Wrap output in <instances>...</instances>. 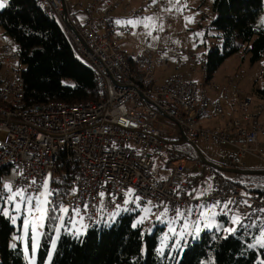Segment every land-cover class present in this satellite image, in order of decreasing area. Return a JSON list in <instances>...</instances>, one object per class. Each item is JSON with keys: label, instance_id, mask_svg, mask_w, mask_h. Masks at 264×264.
Segmentation results:
<instances>
[{"label": "built area", "instance_id": "built-area-1", "mask_svg": "<svg viewBox=\"0 0 264 264\" xmlns=\"http://www.w3.org/2000/svg\"><path fill=\"white\" fill-rule=\"evenodd\" d=\"M36 2L60 25L75 57L93 70L98 95L95 100L77 104H29L20 52L10 42L0 43V185L11 183L14 189L25 188L35 196L60 169L76 165L69 192L60 194L50 185L54 194L49 197V205L69 207L68 216L72 215L71 208L78 206L88 228L101 219L110 220L113 213L134 203L154 212L148 227L164 208L172 221L177 207H191L196 212L198 206L228 201H232L229 209L242 214L243 224L251 225L239 226V230L246 233L264 223V196L244 193L223 172L200 161L196 167L206 171L213 182L210 192L198 195L194 169L187 159H175L179 153L174 146L187 138L197 148L231 147L236 153L230 157V169L244 170L247 157L264 164V119L250 110L256 95L243 97L240 90H235L231 98L238 117L226 125H204L201 120L212 118L211 108L216 115L224 114L221 100L212 99L206 89L209 81L204 71L201 84L181 75L161 84L157 80V72L170 68L172 58L177 62L185 59L189 70L195 71V54L174 42L164 48L137 43L138 47L135 45L128 54L123 35L128 40L134 33L133 26L116 21L138 12L126 8L125 0ZM153 4V11L159 14L162 2ZM121 5L124 15L118 11ZM168 34H159L158 42L161 44ZM240 78L236 74L228 81L233 84ZM257 96V111L261 112L264 96ZM157 156L171 168L163 180L153 169ZM129 190L132 198L125 203Z\"/></svg>", "mask_w": 264, "mask_h": 264}, {"label": "trees", "instance_id": "trees-1", "mask_svg": "<svg viewBox=\"0 0 264 264\" xmlns=\"http://www.w3.org/2000/svg\"><path fill=\"white\" fill-rule=\"evenodd\" d=\"M212 11L214 19L207 29L214 30L216 34L212 38L218 44L221 41V45L214 44L202 58V70L207 74L208 81L214 78L227 59L241 51L250 56L252 64L264 56V28L257 26L264 11V0H214ZM0 27L20 52L29 104L52 101L77 104L97 98L93 71L75 57L60 25L44 13L35 0H8L5 8L0 10ZM258 93L264 96V89H258ZM174 146L179 153L175 159L198 162L192 147L187 144ZM75 172L76 165H67L60 169L50 185L56 187L60 194L69 192ZM236 177L231 180L240 185L245 193L264 196V187L254 184L256 178H264V175ZM251 183L255 185L254 188L250 186ZM130 209L122 210L115 221H112V217L110 220L101 219L83 237L78 238L60 230L57 238L58 220L52 219L51 206L36 251V264H49V255L50 264L264 262V248L257 244V229L245 233L238 228L235 234L226 238L218 233L204 232L197 239H191L184 250L167 245L161 254L159 249L164 227L150 232L157 221L144 228L136 224L138 213ZM56 215H60L58 210ZM22 230L21 220L18 224H12L9 218L0 215V264H28ZM53 242L56 245L54 251L51 249ZM13 244L15 248L11 246Z\"/></svg>", "mask_w": 264, "mask_h": 264}, {"label": "rangeland", "instance_id": "rangeland-1", "mask_svg": "<svg viewBox=\"0 0 264 264\" xmlns=\"http://www.w3.org/2000/svg\"><path fill=\"white\" fill-rule=\"evenodd\" d=\"M76 1L77 0H68V3L74 4L76 3ZM156 1L158 0H125V3L123 5L126 8L131 9L134 12H138V14L133 16L132 18H125L123 21L132 20V19L144 20L145 18L152 17L155 24L153 26L152 22H149V27L147 28L144 27L143 24L136 25L135 27H133L134 29L133 35L130 36L128 40H127V37L123 35L124 39L127 42L123 46L124 49L126 50L128 54H131L133 52L135 45H137V43L143 44L146 46L148 45L149 47H153V48H164L168 44L174 42L178 46L195 54L196 63L192 67L195 71L191 72V75H192L191 79H193V81H197L198 83H201L202 82V71H203L202 70V58L207 53V51L213 47L214 44H217L218 46L221 45V41H219V44H218L217 41L212 38V36L216 34L214 30L207 29L208 27H210V24L212 20L214 19V14L212 11L214 0H205L203 2L202 0H159L162 2L161 12L159 14L153 11V7H154L153 3H155ZM7 4L8 3H5V5ZM4 8L5 7L0 8V10H3ZM166 9H171V10L168 11ZM118 11L120 12V15H124L122 5L118 9ZM167 18L169 20H166ZM257 26L259 28H264V11L261 13L259 17ZM166 31H168L169 34L168 36L165 37L164 41L160 44L158 42V35L159 34L166 35ZM149 33L151 34L149 35ZM4 41L14 44L13 41H11L8 37H6V35L4 34V30L0 27V43H3ZM132 58L134 59L135 55ZM183 61H185V59ZM182 62H177L173 60L172 58L170 67L178 66ZM168 70L169 68L164 69L163 73L167 72ZM263 70H264V56L260 61L254 64L250 62V56L248 54H245L244 51H241L240 53L227 59L224 62V64L220 67V69L217 71V73L214 75V78H213V83L219 86L220 88H222L221 92H219V94L222 95V99H220L222 102V106L223 107L225 106V108H232L233 102H232L231 95L235 90H240L244 97H247V96L252 97L256 95V97L253 99L250 110L254 113H257L258 118L260 120L264 119V110L261 112L257 111V108L260 105V101L257 96L258 89H261V90L264 89ZM161 72H162L161 70L157 72L158 76L160 75ZM169 74L170 73L167 72L165 75L168 76ZM236 74H238L241 78L237 80L234 84H231L228 81V78L234 77ZM162 82L163 81L159 83L161 84ZM261 102L264 103V100H262ZM228 149L229 148H218L212 145H202L199 148V150L202 152V154L205 157L215 161L218 164V166L222 168H227V169H228L227 165L230 160V151ZM159 159L160 157H156L154 162L158 161ZM247 161H248L250 168H254V169L264 168L263 166L264 164L258 159L250 157L247 159ZM158 169H161V168L157 167L156 171ZM169 175H170V170L163 169L161 172V176H162L161 180L168 178ZM157 177L160 178L159 176ZM202 177L205 180L209 179L206 172L202 173ZM237 178L238 177H236V179ZM50 182H51V179L47 181V183L49 184V187H50ZM254 182L255 184L257 183L263 184L264 178H256ZM4 195H7L6 191ZM131 198H132V195L129 196L127 194V201L130 202ZM0 206H4L8 208L9 211H12L11 207L7 204L0 205ZM50 207L51 206L48 205V208ZM208 207H211V206H208ZM130 208H129L130 210H133L134 212L138 213L136 224H139L145 228L147 226V223L150 221V217L153 215L154 212L151 210V212L148 213V218L145 219L143 223H137V221L140 220L142 216H145L144 210L146 208L140 206L137 203L131 206ZM121 212L122 210L118 211V215H115V217L112 218V221H115ZM216 212H217V215L214 218L213 227L204 228L202 224L201 225L202 231L200 232L199 236H201V234H203L204 232H214V233H218L226 237L228 235H233L237 232L238 225L235 226L236 232L231 233V234L224 231V228L233 227L231 223V217L233 215L240 217V219L242 220V214L240 212L233 210V209H230V210L223 209L221 211L218 208L216 209ZM13 214L16 215V224H18V221L21 220V222H23V225H24V222L26 219H31V217H28L27 214L24 213L23 211L20 214H15V213ZM193 214H194V218L191 216V220H195L197 218L196 212L193 211ZM68 218H69L68 215L64 216V227H61L60 222L58 221L57 229L59 228L60 230L65 231V233L71 234L72 236H75L78 238L83 237L89 230V228L87 227L85 223L84 218H83V225H86V228H82L79 223L73 226L72 224L68 223ZM76 219L79 220V217H76ZM169 222H170V219L168 215L166 217H163L162 219H157V223L155 224V227H152L149 231L150 232L154 231L157 227H162V228L164 227V231L161 236L162 243L165 244V246L168 245L170 247L172 246L175 249H177L174 244L176 237L172 236L168 232ZM43 223H45V220L43 221ZM182 224H183V220L176 223L173 226L176 227L177 231H179ZM216 225H219L220 227L218 228ZM77 229H80L82 234L76 235ZM38 230L42 233V229H38ZM166 234L169 237L167 241H165ZM34 236H35V232L33 231L32 226L29 225L28 233L25 234L23 231V237H22L23 242L25 243V246L28 249L27 251H25V256H26L28 264H32V260L33 259L35 260L36 251L38 249L37 248L35 253H33L32 247L34 243V240H33ZM191 239L193 238L188 237L186 242L185 241L181 242L182 244H184V247L182 248L183 250ZM27 243H30L31 247H30V244L28 245ZM35 264H36V261H35Z\"/></svg>", "mask_w": 264, "mask_h": 264}, {"label": "snow or ice", "instance_id": "snow-or-ice-1", "mask_svg": "<svg viewBox=\"0 0 264 264\" xmlns=\"http://www.w3.org/2000/svg\"><path fill=\"white\" fill-rule=\"evenodd\" d=\"M5 7V0H0V8ZM170 11L171 9H166ZM180 10V9H178ZM149 22H152L153 26L155 22L153 21L152 17L145 18L144 20H138V19H132L127 21H120L117 20V24L125 23L128 25H131L135 27L138 24H143L144 27H149ZM151 33H149L150 35ZM33 184H35V181H32ZM43 191H39L36 193L35 196L33 194L29 193L27 189L25 188H13V185L11 183H3L0 185V205L7 204L11 207L12 211H9L8 208L4 206H0V215H3L4 217H7L10 219L12 224H16V215L20 214L22 211L27 214L28 217H31V219H26L23 225V231L25 234L28 233L29 225L32 226L33 231L35 232V236L33 237L34 243L32 247L33 253H35L36 249L39 247V239L42 233L38 229H42L44 227L43 221L48 216V205L50 204L49 197L54 194V191H51L49 189V184L45 182L42 185ZM5 191L7 192V195H4ZM99 195L104 196V193H100ZM128 195H132V191L129 190ZM191 195V193H189ZM202 195V194H201ZM139 197H137V200ZM129 201H125V203H128ZM151 204V201L148 202ZM232 204V201L225 202L221 204L220 202H217L211 207L208 206H198L196 211V219L191 220V216L193 215V210L191 207L187 208L186 210H181L180 208H175L174 213L175 216L172 221L169 222V228L168 232L172 236L176 237L174 244L177 249H182L184 247V244H182V241H187L188 237H192L193 239H196L199 237L200 232L202 231L201 225L203 224L204 228H211L213 227L214 218L217 215L216 209L222 207L225 210H230L229 205ZM85 209H87V205L84 206ZM117 209L120 208V205L116 206ZM59 211L61 215H56V211ZM70 209L69 207L63 206V204H53V217L52 219L58 220L60 222L61 227H64V216L69 213ZM145 216H142L140 220L137 221V223H143L145 219L148 218V213L151 212L150 208H146L145 210ZM72 215L68 218V223L75 226L76 224H80L82 228H86V225H83V216L81 214V209L77 207L71 208ZM168 214V209L164 208L163 212L160 213V215L157 216V219H162L163 217H166ZM115 215H118L117 213H113V217ZM76 217H79V220L76 219ZM178 220H183V224L180 227V230L177 231L175 225ZM231 223L233 227H227L224 228V231L228 232L229 234L236 232V225H239L240 227H251V225L245 226L240 219V217L233 215L231 217ZM136 225L134 224L133 227ZM218 228L219 225H216ZM60 229H56L57 232V238L59 234ZM82 234L80 229L76 230V235ZM168 235H165V241L168 240ZM226 238V237H225ZM257 244H260L262 247H264V231L260 232V239L257 240ZM13 248L16 247L15 244L11 245ZM253 245H250V247ZM55 243L53 242L51 244L52 251L55 250ZM165 244L162 243L161 248L159 251L161 254H163ZM27 247H25V251H27ZM49 264L51 261V255L48 257ZM32 264H35V260H32ZM264 264V262H262Z\"/></svg>", "mask_w": 264, "mask_h": 264}, {"label": "crops", "instance_id": "crops-1", "mask_svg": "<svg viewBox=\"0 0 264 264\" xmlns=\"http://www.w3.org/2000/svg\"><path fill=\"white\" fill-rule=\"evenodd\" d=\"M125 18H121L120 21H123ZM160 45V44H159ZM148 46V45H147ZM169 72L170 74L168 76H166L165 74ZM167 72H164L163 71L160 73V75L158 76L157 74V80L159 82L161 81H165L167 78L171 77V76H175V75H181L183 76L186 80H193L191 79L192 75H191V71L189 70V67L187 66L186 64V61H183L182 63H180V65L178 66H173V67H170L169 70ZM202 83V82H201ZM199 83V84H201ZM234 84V83H233ZM215 87H218V90L215 89ZM206 89L210 95V97L212 99H222V95L219 94V92H221L222 88H220L219 86L215 85L213 83V79L211 81H209V83L206 85ZM232 96V95H231ZM243 96V95H242ZM244 97V96H243ZM233 102V101H232ZM210 113L212 114V118L210 120H201V122L204 124V125H208L210 127L212 126H216V125H226L228 124L229 121H231L232 119H235L238 117L239 113H238V110H237V106L234 104L233 102V105H232V108H225L224 106V114L219 116V115H216L215 114V111L213 108L210 109ZM262 141H264V139H262ZM182 144H185L184 141H180L179 143H176V146H181ZM200 148V147H199ZM218 148H229L228 150L230 151V157L233 156L236 151L234 149H232L231 147H218ZM158 157V156H157ZM207 158V157H205ZM250 158V157H247L246 158V168L244 169L245 171H258L259 169H254V168H250L249 167V164H248V161L247 159ZM158 159V158H157ZM163 159V158H162ZM208 159V158H207ZM209 161H211L212 163L218 165L215 161L211 160V159H208ZM165 164H163V160L159 159L158 161L154 162V166H153V169H154V172H155V176H159L160 178L158 179H161V172L163 169H166V170H170L171 172V168H170V165L167 163L166 160H164ZM229 163V162H228ZM188 166L192 167L194 169V182L196 184V191H197V194L198 195H201V194H204V193H207V192H210L212 190V182H213V179L211 176L208 175V173L206 171H201L200 169L198 170V168L196 167L197 166V163H192V162H188ZM228 166V165H227ZM264 166V165H263ZM158 168H161V169H158L156 171V169ZM206 172L207 176H208V180H205L203 179L202 177V173ZM157 173V174H156ZM224 175H226L228 178H234L236 177L235 175H231L229 173H226V172H223ZM241 176V175H240ZM243 176H247V175H243ZM255 184V183H254ZM251 183V185H254ZM243 192L245 193V191L243 190ZM223 210V209H222ZM221 210V211H222ZM193 217V215H192ZM182 221V220H181ZM256 230L257 229V232H258V237L257 239L259 240L260 239V232L261 231H264V223H259L255 226V228H253V230ZM260 245V244H259ZM261 246V245H260Z\"/></svg>", "mask_w": 264, "mask_h": 264}, {"label": "water", "instance_id": "water-1", "mask_svg": "<svg viewBox=\"0 0 264 264\" xmlns=\"http://www.w3.org/2000/svg\"><path fill=\"white\" fill-rule=\"evenodd\" d=\"M184 143L191 145L192 148L195 150L198 160L203 163L206 166H209L211 168H214L218 171L221 172H226L229 173L231 175H236V176H243V175H264V170H259V171H245V170H240V169H230V168H222L214 163H212L211 161H209L207 158H205V156L202 154V152L199 150V148L193 146L190 141L187 138H184Z\"/></svg>", "mask_w": 264, "mask_h": 264}]
</instances>
